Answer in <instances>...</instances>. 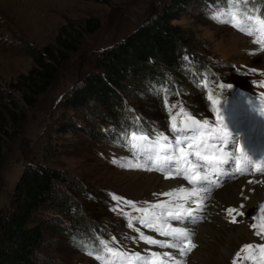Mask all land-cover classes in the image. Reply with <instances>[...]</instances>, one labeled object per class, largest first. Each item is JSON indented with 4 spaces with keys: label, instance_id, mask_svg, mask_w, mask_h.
Returning a JSON list of instances; mask_svg holds the SVG:
<instances>
[{
    "label": "rangeland",
    "instance_id": "374dc122",
    "mask_svg": "<svg viewBox=\"0 0 264 264\" xmlns=\"http://www.w3.org/2000/svg\"><path fill=\"white\" fill-rule=\"evenodd\" d=\"M242 1L248 4L242 13L264 17V0H216L209 5L194 0L187 12L176 13L173 24L192 40L195 59L186 56L188 64L181 74H174L181 78L174 94L163 100L142 94L143 82L128 76L126 87L132 89L124 95L136 117L132 125L144 126L135 132H150L137 139L133 133L117 135L119 123L112 107L90 103L73 110L65 102L88 76L100 73L94 66L104 51L125 44L169 2L0 0V127L8 132L2 142L0 214L11 207L17 183L43 147L54 151L56 160L50 158V162L68 180L57 186L55 202L39 214L45 222L46 242L36 255L37 264H167L159 258L172 248L162 241L187 243L181 235H165L159 227L156 234L154 222H165L166 213L173 211L169 202L178 199L172 186H167L171 177L193 186L187 180L194 175L185 157L192 155L194 162L210 170L213 167L204 157L212 154H232L250 167L264 158V27L259 29L261 41L251 32L241 31L246 20L238 15ZM90 19L99 24L94 32H89ZM60 34L71 36L74 50L57 54V73L44 93L25 92L18 83L20 76L36 65V53L48 46L59 48L56 39ZM198 70L201 74L194 75ZM228 83L236 85L234 95L227 89ZM9 110L14 111L12 116ZM63 127L68 131L60 132ZM225 164L220 168H229L230 163ZM235 174L249 176L240 170ZM253 175L264 176V168H256ZM151 176L159 179L156 188L146 184ZM219 191H212L213 199ZM68 199L77 204L74 214L78 222L66 216L64 201ZM221 207L225 208V200ZM184 208L174 219L181 216L184 225H192L181 215ZM239 216L233 215L232 221L238 222ZM260 227L264 222L255 229L249 225L252 237L241 234L227 252L211 236V244L200 253L203 260L186 258L181 264H264ZM147 237L156 241L159 237V243L151 244ZM191 241L193 245V238ZM192 245L185 249L189 255L195 250ZM103 249L108 256L103 257ZM205 253L211 256L203 257Z\"/></svg>",
    "mask_w": 264,
    "mask_h": 264
},
{
    "label": "trees",
    "instance_id": "16d2710c",
    "mask_svg": "<svg viewBox=\"0 0 264 264\" xmlns=\"http://www.w3.org/2000/svg\"><path fill=\"white\" fill-rule=\"evenodd\" d=\"M167 1L169 3L162 6L161 12L156 13L135 34L127 38L125 44L115 45L102 53L94 66L100 73L88 76L80 86L75 87L65 102L66 108L82 110L90 103H101L112 107L119 123L117 135L125 132L137 137L148 136L150 132H135L141 125H132L136 117L134 112L130 113L131 108L124 95L132 89L130 86L126 87L128 76L143 82L142 94H153L161 99L164 96L162 88L171 92L176 90L174 83H178L177 80L181 78H175L174 74L183 71L184 64H188L186 56L192 57L191 60L195 59L191 52L192 40L180 27L173 24L177 18L176 13L187 12L194 0ZM205 1L209 5L216 0ZM202 5L206 7L205 4ZM87 24L92 26L89 32L98 29L99 24L93 19L87 20ZM70 39L71 36L60 34L56 39L59 48L48 46L41 53H36V65L27 75L19 78L18 83L23 85L25 92L37 96L52 85L57 73L55 64H59L57 54L60 50H74ZM46 59H50V62ZM13 112L9 110L8 113L12 116ZM59 131L65 133L68 130L63 127ZM7 136L8 132L0 127V166L3 157L2 142ZM127 143H131L130 138ZM41 152L24 170L14 190L11 207L0 214V264H37L36 255L45 245V222L39 218V214L52 201L55 202L57 186L65 185L68 180L50 162V158L56 160L54 151L50 147H43ZM64 203L66 216L78 222L74 214L77 204L71 199Z\"/></svg>",
    "mask_w": 264,
    "mask_h": 264
},
{
    "label": "bare ground",
    "instance_id": "6f19581e",
    "mask_svg": "<svg viewBox=\"0 0 264 264\" xmlns=\"http://www.w3.org/2000/svg\"><path fill=\"white\" fill-rule=\"evenodd\" d=\"M186 160L190 168V173L196 177L195 180L189 177L187 178L193 186L187 181L178 180L176 177L170 178L167 186H172L178 199L177 201L173 200L169 202L173 204V211L166 213L164 218L165 222L160 220L156 223L154 222V228L156 229V234L159 233V227L162 231L168 233L169 236L172 232L181 235L184 238L183 242L187 244H183L182 241L176 239H172L174 243L169 242L168 239L162 241V243H167L168 246L170 245L172 249L164 251L163 255L165 256L159 258L161 263L181 264L186 258H190V260L193 257L201 258L200 253L207 247L211 236V238L215 237V241L221 244V249L227 252V248L232 245V241L237 240L241 234L252 237V233L248 228L249 225H260L264 222V210H262V206H264V176L259 175L254 177L253 175L256 168H264L263 157H261L259 161H254L253 165L250 167L247 165L248 163H242L241 160L235 159V156L232 157L231 154L227 155L222 153L221 157L212 154L209 158V165L213 167L212 170L206 165L200 166L194 162L192 160V155H187ZM220 161L225 163L229 162V168H220V166L226 165L225 163H220ZM237 161H239V167ZM247 168H249V172ZM237 170H240L241 173H243V171L245 173L248 172L249 176L238 178V173L235 174ZM207 171L210 175H208ZM216 171L222 175L226 174L227 177H218ZM163 183L161 185L162 187L164 186ZM143 184H145V182ZM146 184L155 187L159 184V179L156 176H151L150 179H147ZM214 190H221L216 199H213L214 197L212 198L211 196ZM224 193L227 194V196H225ZM223 200H225L224 209L221 207ZM183 207H185V210H191V213L186 211L181 215H185L188 220L191 221L190 223H192V225H184L181 216L178 221L174 219V217L182 212ZM230 209L232 210L231 212L229 211ZM241 212H243V215L239 216L238 222L232 221L233 215ZM260 228H262L264 232V227ZM226 237H229V239H224ZM192 238L193 245L191 241ZM157 240L159 241L160 238L158 237ZM189 243L194 246V252L189 255L186 250L183 255H181L180 248L186 249ZM210 244L211 243H209V245ZM187 253L188 255H186ZM195 253H197V255H194ZM206 256L210 257L211 254L205 253L203 257ZM201 259L203 260L204 258Z\"/></svg>",
    "mask_w": 264,
    "mask_h": 264
},
{
    "label": "snow or ice",
    "instance_id": "6c2138e0",
    "mask_svg": "<svg viewBox=\"0 0 264 264\" xmlns=\"http://www.w3.org/2000/svg\"><path fill=\"white\" fill-rule=\"evenodd\" d=\"M261 23H264V21H261ZM243 30H244V29H241V31H243ZM253 71H255V69H254ZM221 86L223 87V85H221ZM228 87H231V85L229 84ZM209 99L211 100V96H209ZM205 123H206V122H205ZM225 138H226V134H225ZM177 142H179V140H178ZM197 155H199V153H197ZM204 158H205V159H209V157H204ZM237 165H239V161H237ZM190 179L195 180L196 177L193 176V177H190ZM205 179H206V177H205ZM114 199H117V198L114 197ZM129 203H131V201H129ZM262 210H264V206H262ZM186 211L191 212L190 209H186ZM229 211L231 212L232 210L230 209ZM240 215H243V212H241ZM177 218H178V217H177ZM256 227H257V225H255V224L252 225V228H253V229H255ZM257 234L259 235V233H257ZM165 235H168V233H165ZM146 239H147V240L149 241V243H151V244H157V243H159L158 241L152 239L151 237H147ZM187 247L190 248V247H191V244L189 243V244L187 245ZM244 247H245V248H249V247H253V245H245ZM261 247H264V245H262ZM184 251H185L184 248H180V254H181V255H183Z\"/></svg>",
    "mask_w": 264,
    "mask_h": 264
}]
</instances>
